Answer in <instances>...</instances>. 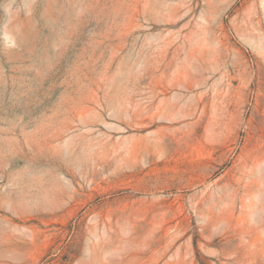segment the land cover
Instances as JSON below:
<instances>
[{
    "label": "rangeland",
    "instance_id": "374dc122",
    "mask_svg": "<svg viewBox=\"0 0 264 264\" xmlns=\"http://www.w3.org/2000/svg\"><path fill=\"white\" fill-rule=\"evenodd\" d=\"M0 264H264V0H0Z\"/></svg>",
    "mask_w": 264,
    "mask_h": 264
}]
</instances>
